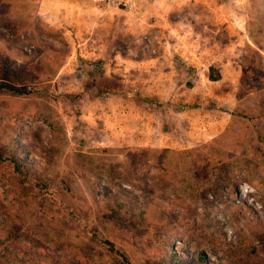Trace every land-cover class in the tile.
Returning <instances> with one entry per match:
<instances>
[{"label": "rangeland", "instance_id": "374dc122", "mask_svg": "<svg viewBox=\"0 0 264 264\" xmlns=\"http://www.w3.org/2000/svg\"><path fill=\"white\" fill-rule=\"evenodd\" d=\"M39 4L0 0V64L19 74L11 89L0 83V227H13L2 236L19 258L264 264V0H223L233 28L203 29L223 61L212 108L232 116L220 136L190 146L115 138L91 115L96 61L74 58L81 51ZM15 152L29 163L14 166Z\"/></svg>", "mask_w": 264, "mask_h": 264}, {"label": "crops", "instance_id": "0c3cea01", "mask_svg": "<svg viewBox=\"0 0 264 264\" xmlns=\"http://www.w3.org/2000/svg\"><path fill=\"white\" fill-rule=\"evenodd\" d=\"M222 2L40 0L39 14L81 51L74 58L96 61L91 115L112 127L115 138L138 146L187 139L190 146L220 136L231 121L230 112L212 108L223 61L202 35L205 27L233 28ZM211 67L220 81L210 80Z\"/></svg>", "mask_w": 264, "mask_h": 264}, {"label": "trees", "instance_id": "16d2710c", "mask_svg": "<svg viewBox=\"0 0 264 264\" xmlns=\"http://www.w3.org/2000/svg\"><path fill=\"white\" fill-rule=\"evenodd\" d=\"M10 61H6L5 63L0 64V83H6L5 85L11 89L12 85H10V80L13 79L14 77H18V72L17 70H14L10 63ZM209 78L211 81L216 82L220 81L222 79V75L219 71H217L216 68L211 67L210 68V73H209ZM17 146L18 150H22L24 152H29L30 150L28 149L27 146H22L21 144H15ZM28 154V153H24ZM0 157H2V151L0 150ZM11 159V163H13L14 166H19V165H27L29 163L27 157L22 156L19 154V152H15V154H10L9 156ZM13 227H0V264H27L25 260H21L19 256L22 254V248H15L14 245H11V242L9 241V238L7 239L2 236L3 231H7L8 235L9 233H12ZM9 232V233H8ZM25 255V254H24ZM25 259V257H24ZM182 263H185V260H181Z\"/></svg>", "mask_w": 264, "mask_h": 264}]
</instances>
